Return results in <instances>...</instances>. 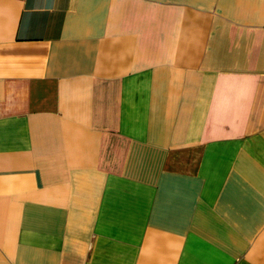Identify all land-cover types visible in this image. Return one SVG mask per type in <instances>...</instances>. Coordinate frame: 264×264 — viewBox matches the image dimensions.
I'll return each instance as SVG.
<instances>
[{"label":"crops","instance_id":"1","mask_svg":"<svg viewBox=\"0 0 264 264\" xmlns=\"http://www.w3.org/2000/svg\"><path fill=\"white\" fill-rule=\"evenodd\" d=\"M0 264H264V0H0Z\"/></svg>","mask_w":264,"mask_h":264}]
</instances>
